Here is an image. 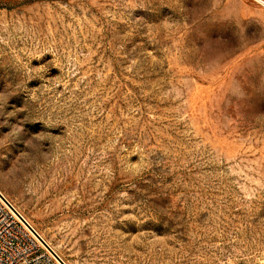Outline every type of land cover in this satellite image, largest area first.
Wrapping results in <instances>:
<instances>
[{
    "label": "rangeland",
    "instance_id": "obj_1",
    "mask_svg": "<svg viewBox=\"0 0 264 264\" xmlns=\"http://www.w3.org/2000/svg\"><path fill=\"white\" fill-rule=\"evenodd\" d=\"M0 191L67 264H264V9L0 0Z\"/></svg>",
    "mask_w": 264,
    "mask_h": 264
},
{
    "label": "built area",
    "instance_id": "obj_2",
    "mask_svg": "<svg viewBox=\"0 0 264 264\" xmlns=\"http://www.w3.org/2000/svg\"><path fill=\"white\" fill-rule=\"evenodd\" d=\"M264 9V0H252ZM0 264H67L0 191Z\"/></svg>",
    "mask_w": 264,
    "mask_h": 264
},
{
    "label": "bare ground",
    "instance_id": "obj_3",
    "mask_svg": "<svg viewBox=\"0 0 264 264\" xmlns=\"http://www.w3.org/2000/svg\"><path fill=\"white\" fill-rule=\"evenodd\" d=\"M26 220V219H25ZM27 221V220H26ZM28 222V221H27ZM29 223V222H28ZM30 224V223H29ZM31 225V224H30ZM43 238V237H42ZM44 239V238H43ZM47 242V241H46ZM47 244L50 246V248H52L51 247V245L47 242ZM53 249V248H52ZM54 250V249H53ZM55 251V250H54Z\"/></svg>",
    "mask_w": 264,
    "mask_h": 264
}]
</instances>
